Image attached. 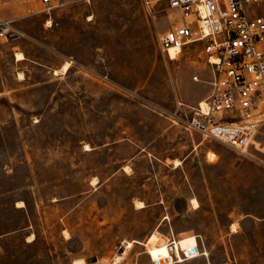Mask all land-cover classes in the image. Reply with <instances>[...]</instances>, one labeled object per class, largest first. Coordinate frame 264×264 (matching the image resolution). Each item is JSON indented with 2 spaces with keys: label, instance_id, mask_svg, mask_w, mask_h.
<instances>
[{
  "label": "rangeland",
  "instance_id": "obj_1",
  "mask_svg": "<svg viewBox=\"0 0 264 264\" xmlns=\"http://www.w3.org/2000/svg\"><path fill=\"white\" fill-rule=\"evenodd\" d=\"M66 1L52 25L40 0L0 7L26 33L0 39V264H166L176 228L207 215L209 257L172 264H264V213L230 212L233 187L264 173V122L247 157L175 117L208 93L210 69L200 44L160 50L180 21L168 0Z\"/></svg>",
  "mask_w": 264,
  "mask_h": 264
},
{
  "label": "built area",
  "instance_id": "obj_2",
  "mask_svg": "<svg viewBox=\"0 0 264 264\" xmlns=\"http://www.w3.org/2000/svg\"><path fill=\"white\" fill-rule=\"evenodd\" d=\"M9 0H0V7ZM53 24L52 12L66 0H40ZM162 0H142L148 8ZM180 21L159 35V48L178 56L201 45L210 69V91L196 105L178 101L190 115L182 118L204 138L226 145L240 156L253 157L251 146L264 122V0H168ZM26 36L13 19L0 15V39ZM170 56V55H169ZM177 56V57H178ZM194 80L199 77L194 76Z\"/></svg>",
  "mask_w": 264,
  "mask_h": 264
},
{
  "label": "crops",
  "instance_id": "obj_3",
  "mask_svg": "<svg viewBox=\"0 0 264 264\" xmlns=\"http://www.w3.org/2000/svg\"><path fill=\"white\" fill-rule=\"evenodd\" d=\"M9 14L14 15L15 13L14 11H11L9 12ZM0 15L5 18H9L3 15L1 11H0ZM15 60L20 61L16 59V55H15ZM209 91H210V84H209ZM208 93L205 96L202 95L200 97H197L195 99H190V100L191 102H194V104H197L199 101L203 100L208 95ZM210 152L215 153L214 154L215 156L210 158L211 159L210 162L213 164H216L217 163L216 158L219 157L220 153L217 149H210V151L207 152L208 155ZM261 152H263L261 156L262 158H257V161H259V163H261V165L264 167V151H261ZM235 178L239 180L240 175L239 176L236 175ZM247 181L249 183L248 186L242 187V189L239 183L238 184L235 183L236 185L233 187L232 193L230 195L231 203L233 207V210H231L230 212L232 214L238 213L239 215H243L242 217L238 218L240 220H244L245 216L258 217L260 213L262 212L264 213V209H263L264 208V173L259 174V175L248 176ZM202 197L203 195L199 197L200 200H198V198L196 197H191L192 205H193L194 198H196L199 202L198 206L193 205L194 209L202 208V204H203L201 200ZM209 197H213V195L211 194ZM139 207H144V206H139ZM205 211L206 212L207 211L216 212V213L218 212L217 209H214V210L208 209ZM211 217H212L211 215H207L205 216V218L207 219L202 218V219H205L204 222L199 223L197 227L191 226L189 224H184L183 227L181 228L177 226L178 228H176V231H174V239L172 240V243L173 244L176 243L175 245L177 246L179 245L178 246L179 253L176 252V249L174 247L175 252L171 250L173 257L168 262H166V264H172L178 261L183 262L186 259L195 258L198 256H204L205 258L209 257L210 253L206 245V238L211 235H215L219 232V228H218V225L215 219L212 217V220H211L210 219ZM230 226L233 229V226H237L236 222H232ZM235 231H238V229L236 228ZM27 241L32 242V241H29L28 239ZM158 243H159V232L156 234L154 231L148 241L149 247L150 246L153 247L149 249V252L151 254L158 253L159 251ZM0 250H2V240L1 239H0ZM182 253H184V256L182 255Z\"/></svg>",
  "mask_w": 264,
  "mask_h": 264
},
{
  "label": "bare ground",
  "instance_id": "obj_4",
  "mask_svg": "<svg viewBox=\"0 0 264 264\" xmlns=\"http://www.w3.org/2000/svg\"><path fill=\"white\" fill-rule=\"evenodd\" d=\"M177 53H178V48H174V47H172V48L170 49V54H168V56L170 55V56H169L170 59H176L177 56H178ZM16 57H17L18 60H23V59H25V55H24L22 52H18V53L16 54ZM70 65H71L70 62H66V63L63 65L61 71H62L63 73L67 72L68 69L70 68ZM56 72H58V70H56ZM176 164L178 165V164H179V161H176ZM20 203H22V202H20ZM193 204H194L195 206H198V205H199L198 200L194 198V199H193ZM138 206H144V203H143L142 201H139V202H138ZM233 229L236 230V226H233ZM174 247H175V249H176V252L179 253V250H178V247H177V246L171 245V247H170L171 250L174 249ZM151 248H153V247H151ZM154 250H155V248H154Z\"/></svg>",
  "mask_w": 264,
  "mask_h": 264
}]
</instances>
